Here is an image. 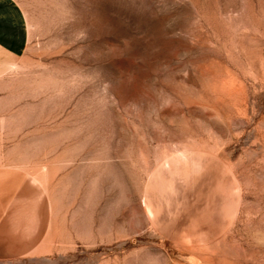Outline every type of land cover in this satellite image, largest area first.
Wrapping results in <instances>:
<instances>
[{
	"label": "rangeland",
	"instance_id": "1",
	"mask_svg": "<svg viewBox=\"0 0 264 264\" xmlns=\"http://www.w3.org/2000/svg\"><path fill=\"white\" fill-rule=\"evenodd\" d=\"M10 1L0 167L47 248L0 264H264V0Z\"/></svg>",
	"mask_w": 264,
	"mask_h": 264
},
{
	"label": "crops",
	"instance_id": "2",
	"mask_svg": "<svg viewBox=\"0 0 264 264\" xmlns=\"http://www.w3.org/2000/svg\"><path fill=\"white\" fill-rule=\"evenodd\" d=\"M17 28L14 20L0 16V72L12 66L14 57L27 43L20 17ZM39 189L27 174L0 167V262L45 253L47 213L45 197Z\"/></svg>",
	"mask_w": 264,
	"mask_h": 264
}]
</instances>
